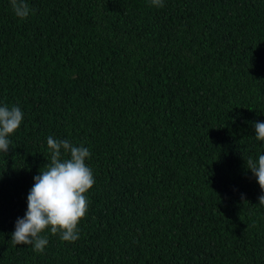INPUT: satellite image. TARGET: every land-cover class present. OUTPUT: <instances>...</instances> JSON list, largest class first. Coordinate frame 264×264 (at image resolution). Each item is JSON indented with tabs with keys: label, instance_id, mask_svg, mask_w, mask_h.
I'll list each match as a JSON object with an SVG mask.
<instances>
[{
	"label": "trees",
	"instance_id": "trees-1",
	"mask_svg": "<svg viewBox=\"0 0 264 264\" xmlns=\"http://www.w3.org/2000/svg\"><path fill=\"white\" fill-rule=\"evenodd\" d=\"M0 0V264H264V0ZM88 148L66 242L13 245L47 138ZM62 159L68 156L62 153Z\"/></svg>",
	"mask_w": 264,
	"mask_h": 264
},
{
	"label": "clouds",
	"instance_id": "clouds-1",
	"mask_svg": "<svg viewBox=\"0 0 264 264\" xmlns=\"http://www.w3.org/2000/svg\"><path fill=\"white\" fill-rule=\"evenodd\" d=\"M153 5L163 7L162 0H152ZM15 15L25 19L30 9L25 0H11ZM24 113L18 106L0 107V151L8 153L10 134L21 126ZM256 139L264 141V122H255ZM51 153L50 162L40 174L34 177V185L28 195V211L24 218H18L16 229L11 234L13 245H31L42 253L48 244L45 230L59 234L60 239L74 242L79 239L78 224L85 217L88 200L86 193L95 181L92 169L86 159L91 153L88 148L76 146L67 139L47 138ZM62 153L67 159H62ZM246 167L257 178L260 188L264 190V154L259 155L258 162L246 161ZM259 204L264 205V195L259 197Z\"/></svg>",
	"mask_w": 264,
	"mask_h": 264
}]
</instances>
